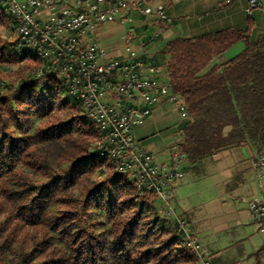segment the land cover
Masks as SVG:
<instances>
[{
  "label": "trees",
  "instance_id": "16d2710c",
  "mask_svg": "<svg viewBox=\"0 0 264 264\" xmlns=\"http://www.w3.org/2000/svg\"><path fill=\"white\" fill-rule=\"evenodd\" d=\"M0 27L16 31L1 7ZM239 41V54L204 72ZM163 55L170 94L187 114L176 144L185 163L245 145L264 152V31L251 15L245 28L175 37ZM64 90L66 77L37 70L0 92V264H198L174 219L139 207L161 199L100 155L80 97L63 99Z\"/></svg>",
  "mask_w": 264,
  "mask_h": 264
},
{
  "label": "built area",
  "instance_id": "2783aa9c",
  "mask_svg": "<svg viewBox=\"0 0 264 264\" xmlns=\"http://www.w3.org/2000/svg\"><path fill=\"white\" fill-rule=\"evenodd\" d=\"M104 2V7L101 3ZM230 3L231 0H225ZM259 6V0H252ZM3 12L16 21L19 44L33 50L39 58L38 74L59 73L68 81V93L81 99L83 121L99 132L97 149L102 157L113 161L116 172L125 174L138 188L151 190L162 200L185 177V158L173 151L169 162L159 165L156 157L143 149L133 135V126L149 116L163 100L176 103L169 83L149 71L154 69L134 49L127 47L125 57H112L95 37L99 25L117 18L121 12L138 7L141 2L115 0H0ZM185 115V114H184ZM261 182V199L249 202L253 219L264 234V152L251 161ZM178 231L186 236V244L199 257L198 264H210L190 237L187 223L176 217Z\"/></svg>",
  "mask_w": 264,
  "mask_h": 264
},
{
  "label": "crops",
  "instance_id": "0c3cea01",
  "mask_svg": "<svg viewBox=\"0 0 264 264\" xmlns=\"http://www.w3.org/2000/svg\"><path fill=\"white\" fill-rule=\"evenodd\" d=\"M133 1L141 2L146 13H130L120 21L117 19L122 25H127L126 34L122 36L125 37L126 44L123 51L119 46L120 37L107 26L113 24L116 18L111 19L113 22L99 25L95 37L112 57L127 56V47L142 54L146 63L154 67L149 71L150 74L166 83L168 74L163 51L169 40L178 36H197L227 27L245 28L248 16L255 9L259 12L255 18V27L258 22H262L263 26L259 31H264V8L252 5L249 12V0L236 4L235 0L224 7L221 5L225 0H216L194 15L190 11L204 3L203 0L202 3L194 0ZM210 10L215 11L216 15L208 16L207 12ZM237 44L238 42L230 48ZM225 52L218 56H224ZM229 59L231 58L225 55L221 58L222 61L216 63ZM171 103L173 104L163 100L149 116L140 118L133 126L135 138L140 140L147 151L155 154L157 162L161 164L168 163L169 151L176 150V144L181 139L178 131L181 120L174 107L169 105ZM175 106L182 118L185 110L182 106ZM170 128L172 135L168 131L169 141H155L159 132ZM256 154L252 145H245L215 152L196 164L184 163L185 177L171 190L173 206L186 221L192 239L210 264H242L243 257L248 258L247 264H264L262 259H250L264 246V234L259 231L258 223L253 219L249 208L250 201L261 199L263 195L261 182L251 165ZM230 240L231 245L245 243L243 249L226 255V248L223 247L229 246L222 245V242Z\"/></svg>",
  "mask_w": 264,
  "mask_h": 264
},
{
  "label": "rangeland",
  "instance_id": "374dc122",
  "mask_svg": "<svg viewBox=\"0 0 264 264\" xmlns=\"http://www.w3.org/2000/svg\"><path fill=\"white\" fill-rule=\"evenodd\" d=\"M194 1L195 2L197 1V3L198 2L202 3L201 0H194ZM215 1L216 0H203L204 3H202L201 5H197L190 12H192L193 15L195 13H197V12H201V10H203V8L205 6H209V4H211L212 2H215ZM246 1L247 0H236L235 4L236 3H242V2L246 3ZM251 1L252 0H249V2H251ZM102 2L103 3H101V7H104V2L105 1H102ZM133 2L134 3H138L136 1H133ZM142 6H143V4H142ZM253 12L254 13L251 16L255 19V18H257V14L259 12L256 9ZM130 13H134V14L138 13L139 14L141 12L139 11L138 7L132 8V9H130L128 11L121 12V14H119V16L116 19H114V23L113 24L107 25L108 28L110 26V28H112V30L114 32H116V35L120 37L121 44L119 46H121L120 47L121 51H123V48L126 45L125 44V39H124L125 37L123 38L122 36H125V34H126L125 30L127 28L126 27L127 25H122L121 23H119L117 21V19H119V21H120L122 17H125L127 14H130ZM144 13H146V12H144ZM207 14H208V16H214V15H216V12L210 10V11L207 12ZM191 19H192V17L189 18V20H191ZM110 22H113V20H111V21L109 20V21L103 22L102 24L110 23ZM115 22H117V23H115ZM262 26H263V23L262 22H258L257 26L255 27V30L256 31L261 30ZM241 45H242V47H241ZM239 47H240V49H239ZM244 48H245V43L243 41H239L237 45H235L234 47H232L228 51H226L224 56H218V57L214 58L213 61L209 64V66H207L205 68L204 72L209 70V68L214 63H216V61H222L221 58L225 57V55L228 56V58H232V57L236 56L237 54H239ZM0 49L1 50L2 49H7V51H4V53L9 54L10 57H11L10 58V57H7V56H3L2 58H0V92L3 93V92H6L9 89L10 86H11V89H14L16 87V85L20 82V80L23 77L32 75L34 73V71H37L38 68H39V65H37L36 60L33 58L32 50H30L28 48H24V47H22L19 44L18 39H17L16 31L13 28L0 27ZM4 53H2L1 55H3ZM25 55H27V56H25ZM57 74L60 77L61 74H59V73H57ZM51 87H54V85L51 86ZM41 92H42V90H41ZM62 98L63 99H71L72 100L73 96L71 94H69L67 90H64L62 92ZM169 105L174 107L175 113H177L179 120H181V122H182L184 120V117L187 116V114L184 113L185 115H183V117L181 118V112L179 111V109L176 110L177 109L176 108L177 106H175L176 104H174V103L172 104L171 103ZM79 113L81 115V112H79ZM36 121H38V119H36ZM171 128L168 129V130L165 129V130L159 132L158 135L155 137V141L161 140L164 143L166 141H169V139H167V138H169L168 134L171 132L170 131ZM168 131H169V133H168ZM173 132H174V130H173ZM173 135H174V133H173ZM95 145L97 146V143ZM142 147H143V145H142ZM143 149H145V148L143 147ZM173 151H176V150L169 151L168 162H169V158H170L171 154L173 153ZM149 153H151V152H149ZM151 154H153V153H151ZM153 155L155 156V154H153ZM156 161H157V158H156ZM157 163L159 165H161V163H159V162H157ZM104 177H105L104 174H100L98 172L95 178L97 180H101ZM166 201L167 202L160 200V202H159V200L156 198L155 201H154L155 202V204H154L155 207H153L152 205H150L149 207L148 206H144L141 203H139V207L145 213L147 211H149V210H150L149 212H155L156 208H158V210L160 212H162L161 215L164 218L165 217H170L171 219H174L176 221V223H177V226H178V222H177L176 217H182V216L179 215V213L177 212V208L174 207L173 204H172V201H173L172 194L170 195V197ZM190 237H191V235H190ZM231 243H232L231 240L228 241L227 243L225 241L222 242V245L229 246V247H223L224 249L226 248L225 249L226 255H230L234 250H238V249L242 250L243 249L242 247L245 244L244 243V244H233V245H231ZM185 245L187 246L186 243H185ZM238 245H239V247H238ZM187 247H189V246H187ZM259 253L257 254V252H255V255L251 256L250 259L254 258V260L257 261L258 258H259V260L262 259L264 261V250H262V252L260 254ZM247 262H248V258L247 257L246 258L243 257L242 264H247Z\"/></svg>",
  "mask_w": 264,
  "mask_h": 264
}]
</instances>
